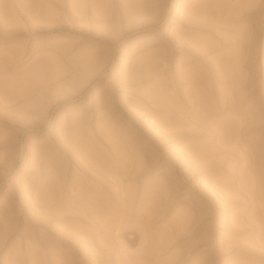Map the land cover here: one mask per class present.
<instances>
[{
  "label": "rangeland",
  "instance_id": "1",
  "mask_svg": "<svg viewBox=\"0 0 264 264\" xmlns=\"http://www.w3.org/2000/svg\"><path fill=\"white\" fill-rule=\"evenodd\" d=\"M0 264H264V0H0Z\"/></svg>",
  "mask_w": 264,
  "mask_h": 264
}]
</instances>
